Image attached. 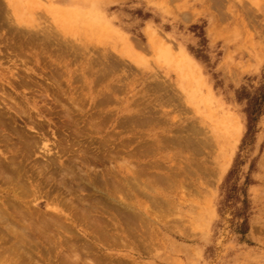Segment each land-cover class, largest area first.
Segmentation results:
<instances>
[{
  "label": "rangeland",
  "instance_id": "374dc122",
  "mask_svg": "<svg viewBox=\"0 0 264 264\" xmlns=\"http://www.w3.org/2000/svg\"><path fill=\"white\" fill-rule=\"evenodd\" d=\"M0 120L63 224L34 264H264V0H0Z\"/></svg>",
  "mask_w": 264,
  "mask_h": 264
},
{
  "label": "bare ground",
  "instance_id": "6f19581e",
  "mask_svg": "<svg viewBox=\"0 0 264 264\" xmlns=\"http://www.w3.org/2000/svg\"><path fill=\"white\" fill-rule=\"evenodd\" d=\"M150 39V38H149ZM155 44V43H154ZM153 44V45H154ZM1 121V120H0ZM2 122V121H1ZM62 140V139H61ZM67 140V139H66ZM23 141V140H22ZM28 142V141H27ZM65 142H67V141H65ZM72 142V141H71ZM74 142V141H73ZM45 143V142H44ZM43 143V144H44ZM22 144H24V142L22 143ZM58 144V143H57ZM56 144V145H57ZM54 145V144H53ZM66 145H67V143H66ZM65 145V146H66ZM45 146V145H44ZM47 146V145H46ZM69 146V145H68ZM67 146V147H68ZM50 147V146H49ZM27 148H30V147H27ZM25 149H26V142H25ZM44 149H47V148H45L44 147ZM87 149V148H86ZM86 149L84 150L85 152H86ZM28 150V149H27ZM52 150V149H51ZM26 151V150H25ZM56 151V150H55ZM52 152V151H51ZM80 152V151H79ZM84 152V153H85ZM4 153V152H3ZM27 153V152H26ZM81 153V152H80ZM10 154V153H9ZM53 154V153H52ZM88 154V153H87ZM90 154V153H89ZM94 154V153H93ZM63 156V155H62ZM86 156V155H85ZM94 156V155H93ZM93 156H91V157H93ZM107 156V155H106ZM111 156V155H110ZM1 157V156H0ZM13 157V156H12ZM60 157V156H59ZM79 157V156H78ZM81 157H83V156H81ZM95 157V156H94ZM93 157V158H94ZM105 157V156H104ZM88 158H90L89 156H88ZM107 158V157H106ZM83 159H86L85 157L83 158ZM104 159V158H103ZM4 160V159H3ZM2 160V158H1V160H0V179H2L1 180V182L2 181H5L6 182V184L8 183L9 185H11V187L8 189V191H7V194L8 195H11L12 196V198H13V201H1L0 200V242H4V243H6V242H12V244L14 245V248H12V249H19V252H17V253H14L15 251L13 250L12 252L13 253H11V254H15V257L17 258V259H15V262H11L12 264L14 263V264H34L33 262H34V260L36 259V260H38V259H40V253L39 252H37V250H36V248H35V246L36 247H38L39 245L41 246V244L39 243L40 242V240L42 239V238H44L45 240V242H46V240L47 241H50V237H51V235H53L52 233H51V235L49 234L50 232H49V230H50V228H51V225H55V226H59V228L61 227V225L63 226V224H59V222L61 221L60 219H59V217H55V216H53V214L52 213H49V212H41V213H39V214H35L34 215V212L33 211H31V202L28 200V197H26L29 193H30V196H31V194H34V191H32L33 190V188H35L36 190L37 189H39L40 188V183L38 184L39 186L37 187L36 185H34L33 184V182H32V177H30V175H29V172L27 173V171H26V168H25V164L23 165V164H21L20 162H18V159H17V157L15 158V157H13V158H11V159H9L8 161H3ZM25 160V159H24ZM77 160V159H76ZM105 160V159H104ZM91 161V160H90ZM88 162V161H87ZM86 162V163H87ZM106 162H109V160L108 161H106ZM76 163V162H75ZM85 163V162H84ZM91 163V162H90ZM57 164V163H56ZM88 164H89V162H88ZM110 164V163H109ZM54 165H55V163H54ZM54 165H52V166H54ZM28 167V166H27ZM44 166H42V168H43ZM55 167H56V165H55ZM59 167V166H58ZM57 167V168H58ZM46 168V167H45ZM48 168V167H47ZM90 168H93V167H91V165H90ZM28 169V168H27ZM44 169V168H43ZM49 169V168H48ZM30 170V169H29ZM56 170H58V169H56ZM55 170V171H56ZM64 172H66L68 175H70V174H73V170L71 169V168H68V167H64V169H62ZM61 170V171H62ZM97 170V169H96ZM45 171H47V170H45L44 169V171H41L40 170V173H39V175L40 176H43V175H45L46 174V172ZM54 171V170H53ZM62 171V172H63ZM76 171V170H75ZM80 171V170H79ZM85 171V170H84ZM91 171V170H90ZM92 171H93V169H92ZM87 172V171H86ZM104 172V171H103ZM31 173V172H30ZM32 173H34V172H32ZM36 173V172H35ZM56 173H57V171H56ZM84 174H86L85 172H83ZM93 173V172H92ZM105 173V172H104ZM54 174V173H53ZM58 174V173H57ZM31 175H33V174H31ZM49 175V174H48ZM59 175H60V173H59ZM117 175V174H116ZM45 176H47V175H45ZM63 176V175H62ZM105 174H102V178L104 179L103 181H102V183L103 184H97L96 183V180H95V182H92L91 181V186L94 188V189H98L99 191L101 190V187L104 185V187H106V188H108V187H110V186H112V184H111V182L108 180V179H105ZM118 176V175H117ZM129 176V175H128ZM35 177V176H34ZM52 177H53V175H52ZM83 177H85V176H83ZM87 177V176H86ZM109 177V176H108ZM120 177V176H119ZM77 178V177H76ZM88 178V177H87ZM86 178V179H87ZM156 178H157V176H156ZM53 179V178H52ZM133 179V178H132ZM40 180V179H39ZM79 180V179H78ZM93 180V179H92ZM68 181H70V180H68ZM89 181V180H88ZM98 181V180H97ZM100 181V180H99ZM159 181V180H158ZM0 182V183H1ZM48 182V181H47ZM46 183V182H45ZM79 183V182H78ZM100 183V182H99ZM3 185H5L4 183H2ZM69 184V183H68ZM45 185V184H44ZM60 185V184H59ZM121 185V184H120ZM70 186H71V184H70ZM84 186H85V184H84ZM4 187V186H3ZM45 187V186H44ZM61 187V186H60ZM67 187V186H66ZM86 187V186H85ZM84 187V188H85ZM115 187V186H114ZM43 188V187H42ZM118 188V187H117ZM62 189V188H61ZM68 189H69V187H67V191H68ZM72 189V188H71ZM80 189H81V187H80ZM74 189H72V192L70 191V189H69V192H71V193H69V194H72V193H74L75 191H73ZM116 190V189H115ZM137 190V189H136ZM3 191V190H2ZM66 191V192H67ZM5 192V191H4ZM3 192V193H4ZM53 192V191H52ZM107 192V191H106ZM105 192V193H106ZM117 192H118V189H117ZM39 193V192H38ZM63 193V192H62ZM111 193V192H110ZM110 193H107V194H104L103 193V196L105 195L106 197H107V200H111L112 199V196L110 195ZM100 194H102V193H100ZM46 195V194H45ZM61 195V194H60ZM60 195L58 196V199H60L59 197H60ZM65 195V194H64ZM73 195V194H72ZM70 196V195H69ZM6 197V196H5ZM32 197V196H31ZM40 197V196H39ZM67 198V197H66ZM65 198V199H66ZM76 198V197H75ZM87 197H85V199H86ZM91 198H92V196H91ZM90 198V199H91ZM1 199H2V197H1ZM5 199V198H4ZM3 199V200H4ZM37 199V198H36ZM57 199V200H58ZM78 199L79 200H82L81 198H79L78 197ZM84 199V200H85ZM94 199V198H93ZM100 199V198H99ZM104 199V198H103ZM70 200H72V199H70ZM74 200H76V199H74ZM83 200V201H84ZM87 200H89V199H87ZM105 200V199H104ZM65 201L66 200H64V203H65ZM78 201V200H77ZM82 201V202H83ZM90 201H92V199L90 200ZM94 201H97V199L95 200L94 199ZM93 201V202H94ZM62 202V201H61ZM61 202L59 203V205L61 204ZM74 202V201H73ZM82 202H80V203H82ZM92 203V202H91ZM67 203H65L64 204V207H65V205H66ZM70 203H68L67 204V206L69 205ZM74 204H76L75 202H74ZM79 204V203H78ZM88 206V208L91 210V206H93V205H95V203H93L92 205L91 204H88V202L86 203V201H84V203L82 204V206L84 205L85 207H83V209L81 210V212L82 213H80V212H78L79 214H81V218H83L82 220H88L89 218H90V214H91V212H93V213H96V210H94V209H97V208H94V209H92L91 210V212H90V214L89 213H87V207H86V205ZM102 204V203H101ZM112 204H113V202H112ZM111 204V205H112ZM71 205V204H70ZM69 205V206H70ZM103 205H105V204H103ZM28 206V207H27ZM40 206H42L41 204H39L38 205V207H40ZM106 206V205H105ZM24 207L26 208L25 210H24ZM75 207H77L76 205H75ZM74 207V208H75ZM79 207V206H78ZM96 207V206H95ZM117 207V206H116ZM127 207V206H126ZM36 208V207H35ZM66 209H67V207H65ZM69 208H71V206L69 207ZM87 208V209H86ZM112 208V207H111ZM38 209V208H37ZM65 209V210H66ZM77 209V208H76ZM79 209V208H78ZM77 209V210H78ZM107 209H109V208H107ZM117 209V208H116ZM68 210V209H67ZM75 210V209H74ZM73 210V211H74ZM70 211V210H69ZM72 211V212H73ZM117 211V210H116ZM89 212V211H88ZM64 213V212H63ZM75 213H76V211H75ZM78 213L76 214V215H78ZM117 213H118V211H117ZM89 214V215H88ZM62 215V214H61ZM75 216V215H74ZM89 216V218L88 219H85L86 217H88ZM133 216H134V214H133ZM55 217V218H54ZM75 217H77V216H75ZM79 217V216H78ZM85 217V218H84ZM131 217V216H130ZM129 217V218H130ZM62 218V217H61ZM92 218H93V215H92ZM92 218H91V221H93L92 220ZM75 219H77V218H75ZM79 219V218H78ZM77 219V220H78ZM94 219L96 220V217L94 216ZM60 220V221H59ZM90 220V219H89ZM94 220V221H95ZM67 221V220H66ZM81 221V220H80ZM93 221V222H94ZM57 222V223H56ZM63 222V221H62ZM61 222V223H62ZM69 222V221H68ZM83 222V221H82ZM85 222V221H84ZM90 222V221H89ZM89 222H86V223H89ZM92 222V223H93ZM99 223V222H98ZM57 224V225H56ZM59 224V225H58ZM79 224V223H78ZM81 225V224H80ZM102 225V224H101ZM110 225V224H109ZM89 227V226H88ZM90 227H91V225H90ZM89 227V228H90ZM99 227V226H98ZM101 227H103V226H101ZM54 229H56V228H54ZM58 229V228H57ZM62 229V228H61ZM88 229V228H87ZM94 229V228H93ZM93 229H91V230H93ZM66 230H68V229H66ZM65 230V231H66ZM53 231H55V230H53ZM94 231V230H93ZM101 231V230H100ZM56 232V231H55ZM74 232H75V230H74ZM67 233H69V231H67ZM88 233V232H87ZM105 233H106V231H105ZM61 234V236L62 235H64V234H62V232L60 233ZM74 235H76L75 233H73ZM97 235V234H96ZM102 235V234H101ZM54 236H55V234H54ZM54 236H52L53 238H54ZM58 236V235H57ZM100 236V235H99ZM109 236V235H108ZM111 236H113V235H111ZM63 237V236H62ZM74 237V236H73ZM57 238V237H56ZM65 238V237H64ZM96 238V237H95ZM43 240V239H42ZM57 240H59V238L57 239ZM65 240V239H64ZM81 240V239H80ZM43 241V242H44ZM3 243V244H4ZM69 243V242H68ZM67 243V244H68ZM71 244H72V242H70ZM34 246H33V245ZM45 244H47V243H45ZM6 245V244H5ZM51 245H52V243H51ZM70 245V244H69ZM68 245V246H69ZM77 245V244H76ZM84 245V244H83ZM53 246V245H52ZM58 246V245H57ZM65 246V245H64ZM63 246V247H64ZM67 246V247H68ZM81 246V245H80ZM3 247V246H2ZM1 247V245H0V248H2ZM43 247H45V246H43ZM74 246L72 245V247L71 248H73ZM54 248H56V246L54 247ZM74 248H77L76 246L74 247ZM73 248V249H74ZM84 248H85V246H84ZM89 248V247H88ZM7 249V248H6ZM9 249V248H8ZM11 249V250H12ZM16 249V250H17ZM50 249V248H49ZM78 249V248H77ZM11 250H10V252H11ZM61 250V249H60ZM75 250V249H74ZM5 251H7V250H5ZM9 251V250H8ZM79 251V250H78ZM78 251H76V254L78 253ZM86 251V250H85ZM79 252H81V251H79ZM6 253V252H5ZM4 253V254H5ZM23 255H25L26 256V258H24L25 256H23ZM47 253H48V251H47ZM54 253V252H53ZM64 253V252H63ZM66 253V252H65ZM73 253V252H72ZM87 253V252H86ZM10 254V255H11ZM42 254H44V253H42ZM58 254V253H57ZM75 254V251H74V254H72V255H76ZM65 255V254H64ZM72 255H71V253H70V258H72ZM77 255H79V254H77ZM83 255V254H82ZM63 256V255H62ZM66 256V255H65ZM68 256V253H67V256L66 257H69ZM79 257H80V255H79ZM27 258H28V261H27ZM76 258H77V256H76ZM42 260V259H41ZM46 260V259H45ZM55 260V259H54ZM57 260V259H56ZM78 260H79V258H78ZM60 261V260H59ZM73 261H75L74 259H73ZM81 261V260H80ZM36 263L35 264H37V263H39V261L37 262V261H35ZM51 263V262H50ZM61 263V262H60ZM70 263V262H69ZM75 263H77V260H76V262ZM93 263V262H92ZM61 264H63V263H61Z\"/></svg>",
  "mask_w": 264,
  "mask_h": 264
}]
</instances>
